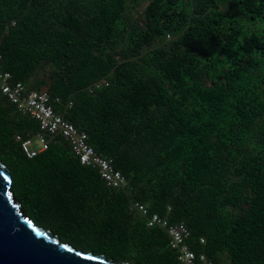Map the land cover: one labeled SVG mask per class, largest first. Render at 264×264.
Segmentation results:
<instances>
[{
    "label": "trees",
    "instance_id": "1",
    "mask_svg": "<svg viewBox=\"0 0 264 264\" xmlns=\"http://www.w3.org/2000/svg\"><path fill=\"white\" fill-rule=\"evenodd\" d=\"M0 56L128 180L108 187L61 137L28 158L16 136L40 125L0 91V161L37 225L115 262L179 264L139 202L216 264H264V0H0Z\"/></svg>",
    "mask_w": 264,
    "mask_h": 264
},
{
    "label": "built area",
    "instance_id": "2",
    "mask_svg": "<svg viewBox=\"0 0 264 264\" xmlns=\"http://www.w3.org/2000/svg\"><path fill=\"white\" fill-rule=\"evenodd\" d=\"M14 25L15 23H12V26ZM0 91L19 112L40 125L41 133L34 138L23 139L19 135L16 136V141L21 144L28 158H34L47 151L51 142L61 137L70 145L82 165L99 171L108 187L122 190L128 186V180L115 168L114 161L98 153L89 143L88 133L79 130L66 120L63 114L55 111L48 93L29 89L24 83L15 82L10 72L1 70ZM56 103L60 104V100L57 99ZM72 105L70 102L68 107L71 108ZM133 209L145 219L148 228H158L167 234L169 247L175 252L179 264H216L205 252H198L193 248L191 232L185 223H172L167 216L150 213L148 208L139 202L133 204ZM200 244H205L203 238L200 239Z\"/></svg>",
    "mask_w": 264,
    "mask_h": 264
},
{
    "label": "water",
    "instance_id": "3",
    "mask_svg": "<svg viewBox=\"0 0 264 264\" xmlns=\"http://www.w3.org/2000/svg\"><path fill=\"white\" fill-rule=\"evenodd\" d=\"M0 264H129L79 250L37 225L12 191V176L0 161Z\"/></svg>",
    "mask_w": 264,
    "mask_h": 264
},
{
    "label": "rangeland",
    "instance_id": "4",
    "mask_svg": "<svg viewBox=\"0 0 264 264\" xmlns=\"http://www.w3.org/2000/svg\"><path fill=\"white\" fill-rule=\"evenodd\" d=\"M36 144H37V145H39V142H38V141H36Z\"/></svg>",
    "mask_w": 264,
    "mask_h": 264
}]
</instances>
